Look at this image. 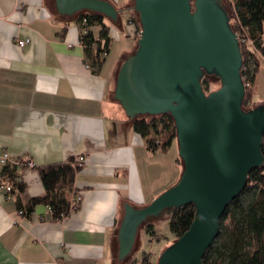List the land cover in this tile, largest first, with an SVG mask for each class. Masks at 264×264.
I'll use <instances>...</instances> for the list:
<instances>
[{"label":"crops","instance_id":"1","mask_svg":"<svg viewBox=\"0 0 264 264\" xmlns=\"http://www.w3.org/2000/svg\"><path fill=\"white\" fill-rule=\"evenodd\" d=\"M103 1L119 20L106 19L112 43L97 69L80 46L86 11L65 16L57 0H0V159L7 153L10 164H35L22 170L19 201L0 162V264H133L118 260L125 205L146 207L182 175L180 158L167 160L174 144L151 153L115 99L140 32L133 0ZM91 30L98 39L101 27ZM79 157L85 163L69 197L77 206L54 222L48 206L33 205L45 195L38 170Z\"/></svg>","mask_w":264,"mask_h":264},{"label":"water","instance_id":"2","mask_svg":"<svg viewBox=\"0 0 264 264\" xmlns=\"http://www.w3.org/2000/svg\"><path fill=\"white\" fill-rule=\"evenodd\" d=\"M133 2L142 31L120 69L115 99L130 119L172 116L183 172L146 207L125 205L118 260L130 258L151 220L194 205L190 228L158 264H203L226 209L245 191L250 173L264 167V104L243 109L244 60L223 0ZM57 7L65 16L86 11L119 20L103 0H57ZM206 77H212L209 95Z\"/></svg>","mask_w":264,"mask_h":264},{"label":"trees","instance_id":"3","mask_svg":"<svg viewBox=\"0 0 264 264\" xmlns=\"http://www.w3.org/2000/svg\"><path fill=\"white\" fill-rule=\"evenodd\" d=\"M232 9L229 14L233 31L240 34L246 30L249 39L255 44L256 51L240 42L244 60L242 77L246 84L254 86L257 84L261 68L260 58H264V0H237ZM84 19L87 20L88 29V33L82 37L85 56L91 65L99 69L105 61L101 59V53H109L112 43L111 29L102 15L86 12L82 14L80 22ZM131 21L137 24L138 31L141 32L137 15ZM94 27H101L98 39L91 30ZM95 44H98L97 50L93 49ZM210 78L212 77H206L202 83L207 95L214 92ZM246 90L243 109L249 111L251 94L248 87ZM132 127L146 141L147 149L153 154H167L177 141L175 123L170 114L134 118ZM262 152L264 155V144ZM25 168L26 164L20 162L4 165L2 171L4 179L11 187L9 194L16 196L19 201L26 191L21 175ZM81 169L74 159L40 168L38 171L45 195L33 200V205L48 206L54 222L68 218L77 206L69 197ZM195 213L194 205L168 211L171 216L170 229L177 239L188 231ZM145 231L152 239L157 236L154 226L150 223L145 226ZM145 254L143 264L147 261ZM203 264H264V167L250 173L245 191L226 209L220 220L218 238L207 251Z\"/></svg>","mask_w":264,"mask_h":264},{"label":"rangeland","instance_id":"4","mask_svg":"<svg viewBox=\"0 0 264 264\" xmlns=\"http://www.w3.org/2000/svg\"><path fill=\"white\" fill-rule=\"evenodd\" d=\"M223 4L227 8L228 12L231 13L232 6L230 5V1L224 0ZM140 36H141V32H140ZM248 90L250 91L249 93L251 94L249 109L264 104V63H261V68L257 78V84L254 86L251 85V87L248 88ZM172 157L174 158L179 157V147L177 141H175L174 143L173 150L170 153H168L167 160H169V158ZM179 162L183 167V163L181 159H179ZM170 220H171V216L168 214V212H166L160 217L155 218L151 220V222H149L154 226V229L157 234V236L154 239H152L146 233L145 227L140 230L135 251L129 258L133 264H143L142 260L144 253H146L145 255L147 257V261L144 263L158 264L160 256L163 254V252L177 241V237L174 236L173 233L171 232Z\"/></svg>","mask_w":264,"mask_h":264},{"label":"built area","instance_id":"5","mask_svg":"<svg viewBox=\"0 0 264 264\" xmlns=\"http://www.w3.org/2000/svg\"><path fill=\"white\" fill-rule=\"evenodd\" d=\"M229 1H230V5L232 6V8H234L235 5H236L237 0H229ZM80 24H81V27H82V29H81V31H82V36H81L80 46H81L82 48H84V44H83V42H82V37L88 33V29H87V20L84 19ZM237 35H238V37H239V41H240V42L246 44L249 48L254 49V50L256 51V49H255V44H254V42H253L251 39H249V37H248V33H247L246 30H243V33H240V34L238 33ZM28 43H29V41H20V42L18 43V45H19L20 48H24ZM71 47H72V46H71ZM93 49H94V50H97V49H98V44H95L94 47H93ZM254 50H253V51H254ZM107 56H108V53H107L106 51H103V52L101 53V59H102V60H105V59L107 58ZM244 82H245V80H244ZM245 85H246V88H247V87H248V88L251 87L250 84H246V83H245ZM10 161H11V160H10V157H9V155H8L7 153H4V154L2 155V157H1V159H0V162H1V164H2L3 166H4V165H7V164H10ZM22 163L26 164V166H27L29 169H35V164H34L31 160H29V159L25 160V161L22 162ZM76 163L79 164L80 167H83V165H84V163H85V158H84V157H79L78 159H76ZM12 164H19V163H12ZM6 190H7L8 192H10V191H11V187H7ZM22 215H23V213L20 212V213H19V217H18V220H19V221H21V217H22Z\"/></svg>","mask_w":264,"mask_h":264}]
</instances>
